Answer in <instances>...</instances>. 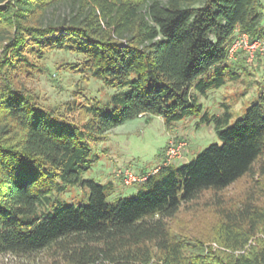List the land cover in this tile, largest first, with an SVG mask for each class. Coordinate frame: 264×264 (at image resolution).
<instances>
[{
  "label": "trees",
  "instance_id": "trees-1",
  "mask_svg": "<svg viewBox=\"0 0 264 264\" xmlns=\"http://www.w3.org/2000/svg\"><path fill=\"white\" fill-rule=\"evenodd\" d=\"M65 3V15L48 18ZM263 11L261 0H0V256L264 264V96L232 124L229 106L211 115L199 101L247 70L228 49L236 29L264 37ZM53 51L78 55L70 68L114 91L84 107L86 120L67 115L72 104L44 106L24 82ZM143 116L167 126L199 117L219 142L179 166L163 155L155 172L139 173L143 190L109 203L112 182L83 178L91 145ZM244 179L241 195L224 196ZM68 188L87 192V203L59 208ZM204 195L215 204L213 238L174 232L170 223Z\"/></svg>",
  "mask_w": 264,
  "mask_h": 264
},
{
  "label": "rangeland",
  "instance_id": "rangeland-1",
  "mask_svg": "<svg viewBox=\"0 0 264 264\" xmlns=\"http://www.w3.org/2000/svg\"><path fill=\"white\" fill-rule=\"evenodd\" d=\"M261 2L264 8V0ZM68 8V3L59 5L54 11H49L48 18L57 19L65 15L69 11ZM261 24L264 26V16ZM80 61L81 57L76 54L53 51L47 54L44 61L38 62L37 71L24 80L27 88L38 96L44 106L63 111L67 109L68 104H72L74 111H68L67 115L77 121L86 120L82 111L89 102L95 99L105 101L114 93L101 81L79 70L71 69L70 65L78 64ZM254 65L246 67V71L238 67L240 75L238 79L227 82L219 89L210 90L206 97H200L203 109L211 115H218L223 111V105L229 106L232 115L230 124L242 117L251 103L264 96V73L261 62L258 61ZM199 122V117H190L171 126L165 125L157 116L150 118L143 116L130 120L112 129L104 140L91 145L92 154L96 159L91 168L83 174V178L100 184L112 182L115 191L108 197L109 203L137 194L139 190L144 189L143 186L138 182L126 186L116 175L117 169L124 166L133 169L136 174L142 170L148 173L155 172V168L163 160L167 145L177 143L176 141L184 142L185 146L181 149L180 157L171 163L179 166L192 161L209 145L219 142L213 125ZM246 184V179L240 180L226 189L224 196L237 198L246 189ZM60 202L59 208L71 203L86 204L87 192L79 188H68L60 196ZM215 211V204L209 200L208 195H204L191 205L190 211H181L170 223V227L174 232L209 241L213 238L217 220ZM0 264H49V262L46 253L41 252L28 256L1 255Z\"/></svg>",
  "mask_w": 264,
  "mask_h": 264
},
{
  "label": "built area",
  "instance_id": "built-area-1",
  "mask_svg": "<svg viewBox=\"0 0 264 264\" xmlns=\"http://www.w3.org/2000/svg\"><path fill=\"white\" fill-rule=\"evenodd\" d=\"M240 56H243L246 63L250 65L256 64L258 61L261 62L264 73V38L251 39L247 33L236 29L228 49V61L234 62ZM184 146V142L169 143L165 149V163H170L179 158ZM116 175L122 179L126 186L145 180V176L136 174L133 169L124 166L117 169Z\"/></svg>",
  "mask_w": 264,
  "mask_h": 264
},
{
  "label": "crops",
  "instance_id": "crops-1",
  "mask_svg": "<svg viewBox=\"0 0 264 264\" xmlns=\"http://www.w3.org/2000/svg\"><path fill=\"white\" fill-rule=\"evenodd\" d=\"M141 172H146V171H143V170H142Z\"/></svg>",
  "mask_w": 264,
  "mask_h": 264
}]
</instances>
